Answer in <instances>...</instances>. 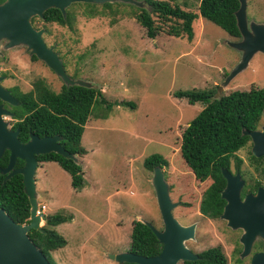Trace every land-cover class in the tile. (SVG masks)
<instances>
[{
  "label": "rangeland",
  "instance_id": "obj_1",
  "mask_svg": "<svg viewBox=\"0 0 264 264\" xmlns=\"http://www.w3.org/2000/svg\"><path fill=\"white\" fill-rule=\"evenodd\" d=\"M172 3L197 12L198 0ZM65 9L74 14L72 30L38 16L31 18V24L44 29V41L59 52L71 76L89 80L108 101L115 102L109 107L94 105L84 125L80 144L85 153L77 155L83 176L80 189L72 188L69 174L55 162H37L34 181L38 204L45 205L44 214L59 211L72 215L69 221L49 226L66 240L63 247L51 253L62 264H120L108 259L106 253L127 251L134 220L145 219L161 230L162 219L149 183L152 170L142 165L145 156L159 153L167 159V165L161 167L163 175H170L176 182L170 196L164 176L169 198L176 203L173 216L182 225L195 223L194 238L186 240L185 245L193 252L219 245L226 264H249V256L237 260L241 229H232L220 217H208L198 211L202 184L194 183L192 191L178 197V176L185 173L176 157L180 134L202 104L188 103L172 92L214 90L219 96L234 89L264 88V54L255 53L247 66L218 90L239 59L238 52L225 41L239 36H229L204 17L197 15L193 19L191 40L184 34H168L173 20L160 22L156 18L160 30L154 38H147L127 5L119 6L114 22H110L109 14L84 16L83 8L75 2ZM246 16L248 20L264 22V0H246ZM3 43L0 40L4 87L27 91L34 79L42 78L51 90L61 89L62 80L43 61L29 55L24 45L3 48ZM125 99L133 101L135 107L118 102ZM4 119L13 122L10 116ZM263 123L262 117L259 125ZM249 152L248 141L235 153L242 159L238 171L244 181L242 188L248 180L247 172H254ZM230 169L236 170L233 160ZM261 183L264 185L263 174ZM190 198L195 200V208L181 204ZM255 243L262 245L260 240Z\"/></svg>",
  "mask_w": 264,
  "mask_h": 264
},
{
  "label": "trees",
  "instance_id": "obj_2",
  "mask_svg": "<svg viewBox=\"0 0 264 264\" xmlns=\"http://www.w3.org/2000/svg\"><path fill=\"white\" fill-rule=\"evenodd\" d=\"M143 1L144 5L140 7L120 2L101 4L75 2V4L81 5L82 14L88 18L111 15L110 22L115 21L116 14L120 12L119 6L127 5L132 8L131 15L144 29V35L147 38H154L158 34L160 27L156 23L157 19L160 22L173 20L169 23L168 34L174 36L184 34L188 40H191L192 21L197 15L212 22L229 36L235 38L239 36L234 17V11L238 7L237 0H198L197 12L182 9L179 5L172 3V0ZM74 18L73 12L69 9H66L64 16L59 9L53 7L43 11L44 21L66 25L70 30L73 29ZM32 57L35 58L33 55ZM9 90L19 100V104L11 106L10 109L13 116L19 119L18 124L12 128L19 127L17 137L21 142L27 140L29 131L39 136L57 134L60 136L59 143L66 150L77 155L85 153L80 140L94 105L103 104L109 107L115 102L108 101L97 86L62 84L61 89L55 92L42 78L34 79L32 87L27 91H19L16 87ZM172 95L176 98H184L188 103L202 104V108L188 121L180 134L176 157L185 173L178 176L180 182L178 197L183 194L182 192L192 191L194 183L202 184L199 187L198 211L205 216L216 218L220 215L225 203L220 197V191L225 185L221 168L230 169V162L233 160L234 167L240 172L242 159L235 153L249 141V136L241 134V130H253L258 127L262 118V109H264V88L251 86L247 89H234L219 96H215L214 90L178 89L173 91ZM118 102L131 108L135 107L129 100ZM7 157L8 151L5 150L0 156V167L5 166ZM249 158L254 172H247L248 180L242 188V194L254 191L257 185H261L259 176L264 169V155L255 157L249 152ZM36 161L55 162L69 174L72 188L80 189L83 186L80 162L77 164L72 159L54 152L38 154ZM22 164L21 159H16L14 167H20ZM142 165L145 169L152 170L155 165L166 166L167 159L159 153H151L143 158ZM164 176L169 184L171 196L173 184L176 182L170 175ZM181 204L193 205L195 208V200L192 201L191 198L188 201H181ZM0 207L15 222H27L29 202L23 190L20 174L15 173L5 178V174L0 173ZM179 207L178 205L175 209L176 212L179 211ZM47 216L48 219L42 225V229H30L28 235L50 264H56L51 251L63 247L66 240L51 227L71 220L72 215L55 211ZM129 241L127 250L138 255H155L161 249V244L150 228L139 220H134L131 224ZM254 247L260 249L261 245L255 243ZM195 253L198 256L197 259L182 262L184 264L227 263L219 245ZM237 260H240L238 256ZM122 264L137 263L123 262Z\"/></svg>",
  "mask_w": 264,
  "mask_h": 264
},
{
  "label": "water",
  "instance_id": "obj_3",
  "mask_svg": "<svg viewBox=\"0 0 264 264\" xmlns=\"http://www.w3.org/2000/svg\"><path fill=\"white\" fill-rule=\"evenodd\" d=\"M237 1L238 7L234 11V17L239 38L227 39L225 43L238 52L239 59L227 72L218 90L223 89L237 73L243 70L255 53L264 54V22L248 20L246 0ZM74 2L94 4L120 2L138 7L144 5L143 0H3L0 2V40L4 41L3 48L24 45L28 54L43 61L65 86L92 87L93 84L89 80L72 77L65 72L62 60L54 50V46H47L43 39L44 29H36L31 24L33 16L43 18V11L50 7L59 9L64 16L65 8ZM2 78L3 76H0V100L16 105L17 98L1 84ZM5 115L10 113L0 103V156L4 150H8L7 163L0 167V173H4L5 178L15 173L21 175L23 190L29 202V215L27 222L18 223L0 207V264H50L28 235L30 229L41 230V221L45 222L48 219L46 214L36 212L38 208V192L34 181L36 155L54 152L78 164L77 154L66 150L58 142L59 136L56 134L38 136L29 133L28 140L24 143L20 142L17 138L18 130L7 127ZM262 117L264 119V109H262ZM241 134L249 136L250 153L253 156L264 155V123L258 129H242ZM16 159L23 161L20 167H14ZM221 174L225 179V185L220 191V197L225 203L219 217L225 220L228 227L241 229L238 238L241 244L239 258L250 255L249 264H264V186H259L254 193L246 192L241 195L244 181L239 172L231 173L227 168L222 167ZM149 183L153 189L163 228L159 230L145 219L139 221L153 232L161 244L160 251L155 255L143 256L127 250L106 253V257L120 264L122 262L177 264L178 261L197 259V254L185 245L186 240L194 238L195 223L182 225L173 216L172 209L176 203L169 198L168 184L160 165L153 167ZM255 240L262 242L263 250L251 253Z\"/></svg>",
  "mask_w": 264,
  "mask_h": 264
},
{
  "label": "flooded vegetation",
  "instance_id": "obj_4",
  "mask_svg": "<svg viewBox=\"0 0 264 264\" xmlns=\"http://www.w3.org/2000/svg\"><path fill=\"white\" fill-rule=\"evenodd\" d=\"M72 4V3H71ZM69 6V5H68ZM66 10V9H65ZM46 43V42H45ZM47 45V44H46ZM52 44H48L47 46H51ZM54 50H56L55 48H54ZM57 51V50H56ZM58 52V51H57ZM58 55L60 56V54H59V52H58ZM32 56V55H31ZM34 56V55H33ZM61 57V56H60ZM61 60H62V63H63V67L65 66L64 65V61H63V59L61 58ZM64 70H65V72L69 75V76H71V74L70 73H68L67 71H66V69H65V67H64ZM74 76V75H73ZM72 76V77H73ZM0 103H2L3 104V106H4V108L7 110V111H9V113H10V115H5V116H10L12 119H13V122L12 123H9L8 122V120H5V121H7V127L9 128V129H11V130H15V129H17L18 130V132H19V127L18 126H16V127H14V128H12V126H15L16 124H18V122H19V119L17 118V117H14L13 116V113L11 112V109H10V107L11 106H17L18 104H19V100L17 99V104L16 105H11V104H8V103H6V102H2L1 100H0ZM5 116H4V118H5ZM3 118V117H2ZM21 121V120H20ZM261 125H259L258 127H257V129L260 127ZM256 129V128H255ZM29 133H33V132H31V131H29L28 132V138H29ZM34 134H36V133H34ZM17 135H18V133H17ZM54 135V134H53ZM57 135V134H56ZM39 136V135H38ZM40 136H43V135H40ZM18 138V137H17ZM28 138H27V140H28ZM19 140V139H18ZM27 140H25L24 142H26ZM20 141V140H19ZM60 141V136H59V139H58V142ZM21 142V141H20ZM24 142H22V143H24ZM250 146H251V142H250V138H249V148H250ZM5 151V150H4ZM3 151V152H4ZM8 151V150H7ZM3 152H2V154H3ZM1 154V155H2ZM260 157V156H259ZM8 158V157H7ZM7 163V162H6ZM6 165V164H5ZM254 169V168H253ZM231 173H235L236 171H238V170H235V172H232L231 171V169H228ZM254 174V173H253ZM262 174H263V171H262ZM254 175H256V174H254ZM264 175V174H263ZM259 178H260V182H261V176H259ZM259 186H264V185H262V183H261V185H257L256 186V188H255V190L259 187ZM255 190L254 191H251V193H254L255 192ZM246 192H244L242 195H244ZM219 217V216H218ZM194 233H195V231H194ZM239 238V237H238ZM254 244V243H253ZM253 247V246H252ZM241 249V248H240ZM260 250H263V246L261 245V247H260V249H254V250H252V248H251V253H253V252H255V251H260ZM249 256V258H250V255H248ZM238 258H239V256H238Z\"/></svg>",
  "mask_w": 264,
  "mask_h": 264
},
{
  "label": "crops",
  "instance_id": "obj_5",
  "mask_svg": "<svg viewBox=\"0 0 264 264\" xmlns=\"http://www.w3.org/2000/svg\"><path fill=\"white\" fill-rule=\"evenodd\" d=\"M125 100H129V99H125ZM130 102H132V103H134L133 101H131V100H129ZM134 105H135V103H134ZM60 248H58V249H55V250H59ZM55 250H53V251H55ZM52 251V252H53ZM51 256H52V258H53V260L55 261V263L56 264H62L60 261H59V259L57 258V256L56 255H53V253H51Z\"/></svg>",
  "mask_w": 264,
  "mask_h": 264
},
{
  "label": "built area",
  "instance_id": "obj_6",
  "mask_svg": "<svg viewBox=\"0 0 264 264\" xmlns=\"http://www.w3.org/2000/svg\"><path fill=\"white\" fill-rule=\"evenodd\" d=\"M37 213L43 214L45 212V205L44 204H38Z\"/></svg>",
  "mask_w": 264,
  "mask_h": 264
},
{
  "label": "clouds",
  "instance_id": "obj_7",
  "mask_svg": "<svg viewBox=\"0 0 264 264\" xmlns=\"http://www.w3.org/2000/svg\"><path fill=\"white\" fill-rule=\"evenodd\" d=\"M44 214V213H43Z\"/></svg>",
  "mask_w": 264,
  "mask_h": 264
}]
</instances>
